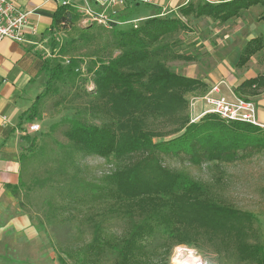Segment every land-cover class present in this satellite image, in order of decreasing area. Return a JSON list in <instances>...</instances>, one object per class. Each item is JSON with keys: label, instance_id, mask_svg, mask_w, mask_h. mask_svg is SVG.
<instances>
[{"label": "rangeland", "instance_id": "1", "mask_svg": "<svg viewBox=\"0 0 264 264\" xmlns=\"http://www.w3.org/2000/svg\"><path fill=\"white\" fill-rule=\"evenodd\" d=\"M142 11L152 13L151 8ZM149 15L139 17L142 20L136 23L138 27ZM160 18L175 19L178 24L174 31L151 44L149 48L156 50L153 59L178 75L201 81L209 79L218 59L235 42L241 44L251 36L264 38L261 8L226 23L197 18L194 14L187 17L165 14ZM119 30L130 29L83 24L78 19L72 27L57 30L53 37L57 43L54 50L49 42L41 50L39 56L50 59L53 65L66 66L70 60L76 61V75L54 83V92L44 97L38 107L39 131L25 134L34 142L26 144L24 149L14 216L22 220L17 223V230L31 232L12 236L15 245L10 252L0 253V264H114L115 256L108 254L110 251L97 255L89 246L97 223L100 234L108 241L114 242L124 234L125 223L120 218L108 217L107 209L113 197L102 192L108 177L124 162L79 151L68 143L63 130L74 118L93 125L108 119L104 113L89 110L98 102L91 78L95 63H107L121 55ZM209 88L187 96L191 123L198 122L199 119L192 121L204 110L205 103L196 99L202 98ZM173 137L154 139V142ZM242 153L239 151L238 155ZM162 159L165 167L203 186L213 203L250 214L251 233L247 243L264 250V150L233 162L205 161L200 165L169 155H162ZM199 235L191 245L172 247L168 254H164V247H159L150 254L147 264H173L174 259L180 264H256L242 257L235 242L221 243L225 240L218 241L219 238L204 231Z\"/></svg>", "mask_w": 264, "mask_h": 264}, {"label": "trees", "instance_id": "2", "mask_svg": "<svg viewBox=\"0 0 264 264\" xmlns=\"http://www.w3.org/2000/svg\"><path fill=\"white\" fill-rule=\"evenodd\" d=\"M259 0H234L221 4L197 3L180 8L183 17L194 14L220 23L238 18L242 10L257 5ZM81 17L70 9H59L54 25L59 29L72 27ZM178 20H162L159 13L146 19L140 27L114 26L119 30L120 56L107 63H95L91 81L95 87L92 113H104L108 119L100 125L71 119L63 130L69 144L79 151L106 159L123 161L120 169L107 179L103 194H111L108 217L120 218L126 225L116 241L100 234V223L94 230L89 248L97 255L114 254V264H147L150 254L160 247L168 254L172 247L191 245L202 231L218 241L235 242L245 260L264 264L261 246L248 244L251 215L229 206L213 203L206 189L188 177L163 165L162 155H169L200 165L205 161L233 162L264 150V130L245 123H225L214 115L198 122L189 121L187 96L207 85L194 78L178 75L163 63L154 60L152 43L175 30ZM51 50L57 47L53 37ZM261 49L260 39L243 47L237 67L244 66ZM42 76L40 92L22 116L27 122L39 118V104L54 83L75 76L77 62L66 66L53 65L40 56ZM189 59V58H188ZM263 82L262 77L246 81L241 87ZM263 84V83H262ZM175 136L167 141L163 139ZM26 144L34 139L23 137ZM242 151L241 155L238 152ZM25 150L21 161L24 159ZM20 183V182H19ZM19 187V186H18ZM17 189H13L16 194ZM101 196V195H100Z\"/></svg>", "mask_w": 264, "mask_h": 264}, {"label": "crops", "instance_id": "3", "mask_svg": "<svg viewBox=\"0 0 264 264\" xmlns=\"http://www.w3.org/2000/svg\"><path fill=\"white\" fill-rule=\"evenodd\" d=\"M12 1L20 10L30 14L24 29L23 43L10 40L0 43V253L10 252V248L15 245L12 236L16 238L18 233L24 236L31 232L17 230V223L22 220L14 216L17 199L12 190H18L20 182L21 156L26 146L23 137L28 133L29 125L38 124L36 120L27 122L22 116L40 92L42 76L39 75L41 60L38 56L49 40L58 34L59 26L54 25V18L60 9L58 0ZM231 1L234 0H151L148 4L129 2L126 7L117 9V17L119 20H126L148 16L149 14L142 11L143 8H151L152 13L149 16L157 13L159 16L180 14V8L187 4H221ZM260 8L264 10V0H259L257 5L242 10L240 15L252 10L259 11ZM257 38L260 39L261 49L252 55L244 66L237 67L243 47L248 41ZM231 46L232 48L218 59L214 73L203 82L210 88L218 86V96L231 99L235 95L253 101L257 108V120L264 125V38L251 36L243 43L235 42ZM259 77H262L263 84L260 82L251 87H241L246 81ZM197 116L199 114L195 117Z\"/></svg>", "mask_w": 264, "mask_h": 264}, {"label": "built area", "instance_id": "4", "mask_svg": "<svg viewBox=\"0 0 264 264\" xmlns=\"http://www.w3.org/2000/svg\"><path fill=\"white\" fill-rule=\"evenodd\" d=\"M129 2L148 4L151 0H58L61 9H70L79 14L83 24H95L105 28L132 25L136 28V23L142 19L119 20L117 17V9L126 7ZM29 14L30 12L20 10L12 0H0V43L4 40L23 43ZM217 93L218 86L211 87L202 98L196 99L205 105L203 112L192 122L214 115L225 123L240 122L264 129V125L257 120V108L253 101L235 95L228 99L216 95ZM39 129L38 124L32 123L27 132L36 133Z\"/></svg>", "mask_w": 264, "mask_h": 264}, {"label": "clouds", "instance_id": "5", "mask_svg": "<svg viewBox=\"0 0 264 264\" xmlns=\"http://www.w3.org/2000/svg\"><path fill=\"white\" fill-rule=\"evenodd\" d=\"M173 264H180L179 261H176L175 259L173 260ZM184 264H186V262H184Z\"/></svg>", "mask_w": 264, "mask_h": 264}]
</instances>
